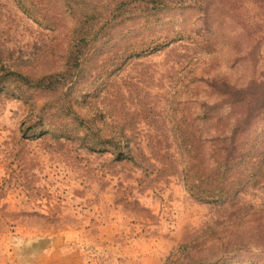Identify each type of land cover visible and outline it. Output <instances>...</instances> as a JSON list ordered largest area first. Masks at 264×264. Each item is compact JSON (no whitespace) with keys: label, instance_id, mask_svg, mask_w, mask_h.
I'll list each match as a JSON object with an SVG mask.
<instances>
[{"label":"rangeland","instance_id":"374dc122","mask_svg":"<svg viewBox=\"0 0 264 264\" xmlns=\"http://www.w3.org/2000/svg\"><path fill=\"white\" fill-rule=\"evenodd\" d=\"M92 1L113 23L89 48L93 55L72 85V107L107 130H123L134 159L119 161L50 133L23 137L21 122L57 91L30 90L26 99L0 92V264H163L171 250L193 239L207 258H218L209 264H264L263 184L245 186L220 205L195 199L184 186L168 114V101L184 97L178 112L185 109L187 126L206 135L211 106L228 112L219 104L221 83L215 93L198 80L189 93L184 72L200 57L236 86L264 80V0H212L216 30L207 50L203 4L166 0L145 7H154L146 17L112 18L101 5L106 0ZM33 2L38 19L15 0H0V59L37 74L62 65L75 19L60 0ZM179 31L188 32L178 42ZM167 37L174 41L155 53L125 59L113 70L98 67L129 41ZM45 117L53 120L49 112ZM251 119L249 139L256 136L263 146L264 104Z\"/></svg>","mask_w":264,"mask_h":264},{"label":"trees","instance_id":"16d2710c","mask_svg":"<svg viewBox=\"0 0 264 264\" xmlns=\"http://www.w3.org/2000/svg\"><path fill=\"white\" fill-rule=\"evenodd\" d=\"M60 1L65 3L75 19L69 27L62 65L50 72H43L41 69L36 74L34 72L37 71L32 70L27 73L21 72L0 59V92L11 97L26 99V93L30 90L57 91L56 95L35 108L27 122H21L20 132L23 137L50 133L55 138L64 137L76 141L90 150L109 151L116 160L132 161L134 157L131 154L130 140L123 130L120 132L107 130L103 123H97L95 119H86L73 109L71 101L72 85L93 55L89 48L95 45L93 42L99 37L109 35V25L113 21L108 15H104L92 0ZM15 2L30 17L39 18L40 12L33 6V0H15ZM174 3L186 7L196 3L205 5L199 12L204 15V20L209 26L204 28L206 22H201L204 28L201 45L204 50L210 48L209 44L214 46L211 33L216 29L210 25L211 10L214 7L209 8L212 0H174ZM159 4L165 5L167 1L106 0L101 5L112 18L123 16L130 18L133 12L146 17V13H153L154 7L151 9L145 7ZM207 7L209 9H206ZM187 32L179 31L176 40L179 42L187 38ZM154 41L151 38L140 43L135 40L129 41L121 50L113 53V61L102 65L103 61L98 67L103 71L109 68L113 70L115 69L113 66L124 63L125 59L155 53L162 45H171L174 39L167 37L160 43H153ZM147 42H152V45H147ZM207 64L208 60L200 57L199 63L193 66V70L188 69L184 72L189 93L194 90L193 86L198 80L204 84L206 82L210 91L215 88V93L220 90L218 84L221 83L224 85V90L219 104L227 105L228 112L220 113L216 109L218 103L211 106L212 109L209 110H212V115L211 119H207L206 135L201 128L192 123L187 126L185 109L179 108L178 112V106L182 104L184 97L175 95L171 102L168 101V114L169 122L174 129V141L182 157L184 186L195 199L220 205L237 197L245 186L255 187L261 184L264 186V145L261 146L256 136L249 139L251 132H246L251 118L258 115L259 106L264 104L262 102L256 104L259 97L264 96V80L236 86L235 82L226 79L229 74L223 73L219 77L212 65L209 67ZM195 70L202 75L199 76ZM182 82H185L184 78ZM186 106L187 102L184 103L185 108ZM48 112L53 116L52 121H48L45 117ZM204 116L202 115L201 118ZM198 245L194 239L180 244L171 250L163 264L218 262V258H207L205 251Z\"/></svg>","mask_w":264,"mask_h":264},{"label":"crops","instance_id":"0c3cea01","mask_svg":"<svg viewBox=\"0 0 264 264\" xmlns=\"http://www.w3.org/2000/svg\"><path fill=\"white\" fill-rule=\"evenodd\" d=\"M76 264H80V261L77 260V261H76Z\"/></svg>","mask_w":264,"mask_h":264}]
</instances>
